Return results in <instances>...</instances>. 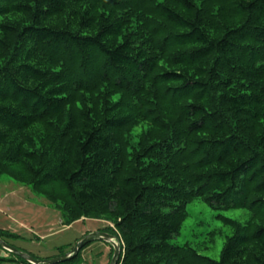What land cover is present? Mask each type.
Listing matches in <instances>:
<instances>
[{"label": "trees", "instance_id": "obj_1", "mask_svg": "<svg viewBox=\"0 0 264 264\" xmlns=\"http://www.w3.org/2000/svg\"><path fill=\"white\" fill-rule=\"evenodd\" d=\"M2 176L120 264H264V0H0ZM195 200L250 213L219 261L171 243Z\"/></svg>", "mask_w": 264, "mask_h": 264}, {"label": "rangeland", "instance_id": "obj_2", "mask_svg": "<svg viewBox=\"0 0 264 264\" xmlns=\"http://www.w3.org/2000/svg\"><path fill=\"white\" fill-rule=\"evenodd\" d=\"M226 218L246 224L250 213L246 210L217 211L195 200L188 205L187 218L171 243L179 247L189 245L201 255L219 261L227 238L233 234L224 221ZM106 227L114 225L106 219L86 218L65 224L61 211L45 195L8 176L0 179V237L37 260L63 256L87 232ZM111 257L110 248L96 242L82 250L80 264H108ZM2 258L7 260H0V264H18L0 247Z\"/></svg>", "mask_w": 264, "mask_h": 264}, {"label": "water", "instance_id": "obj_3", "mask_svg": "<svg viewBox=\"0 0 264 264\" xmlns=\"http://www.w3.org/2000/svg\"><path fill=\"white\" fill-rule=\"evenodd\" d=\"M94 242H103L111 245L114 253L109 264H119L121 256V243L116 236L104 232L90 233L82 237L65 255L45 261L37 260L29 254L10 246L5 241H3L2 238H0V247L17 258L26 261L28 264H61L75 259L86 245Z\"/></svg>", "mask_w": 264, "mask_h": 264}]
</instances>
